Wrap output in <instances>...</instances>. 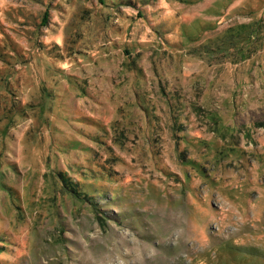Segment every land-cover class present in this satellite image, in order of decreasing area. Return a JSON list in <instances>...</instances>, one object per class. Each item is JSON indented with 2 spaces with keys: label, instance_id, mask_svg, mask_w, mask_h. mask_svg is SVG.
<instances>
[{
  "label": "rangeland",
  "instance_id": "obj_1",
  "mask_svg": "<svg viewBox=\"0 0 264 264\" xmlns=\"http://www.w3.org/2000/svg\"><path fill=\"white\" fill-rule=\"evenodd\" d=\"M0 264H264V0H0Z\"/></svg>",
  "mask_w": 264,
  "mask_h": 264
}]
</instances>
